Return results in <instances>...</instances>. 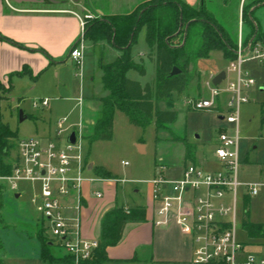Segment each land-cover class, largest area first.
Listing matches in <instances>:
<instances>
[{
    "label": "rangeland",
    "instance_id": "rangeland-1",
    "mask_svg": "<svg viewBox=\"0 0 264 264\" xmlns=\"http://www.w3.org/2000/svg\"><path fill=\"white\" fill-rule=\"evenodd\" d=\"M139 1L141 0H80L82 10L80 14L84 18L92 16L90 19H100L111 13L130 12ZM184 1L195 7L205 5L208 11L225 26L231 38L238 43L241 39L244 45L245 36L243 32L242 35L240 34L239 6H241V0H228L227 3L224 0ZM90 19L87 18V22ZM86 45L88 46L86 64L90 69V76L86 79H83V76H76L80 71L79 66L74 62H69L70 66L63 72L66 77H69L68 91L71 96L81 95V86L83 87L84 82V96L99 97L106 93L102 84L100 65L115 61L116 53L119 51L109 41L95 44L86 38ZM144 46L146 47V42L143 30L140 33L137 47L143 48ZM244 48L246 49L245 45ZM263 49V46L258 47L262 53H264ZM231 64L232 62L226 59L220 51H213L209 58L198 60L193 70L194 76L186 90L180 95L173 94L167 101L159 102L160 108H168L171 105L177 110L178 119L175 123L157 129L156 122L153 121L146 128H142L131 124L128 117L121 111H116L111 140L91 142L87 136L83 142L86 161L105 167L116 179L128 180L126 183L119 182L118 187L110 182L106 184V191L110 192L112 197L116 196L118 202H125L130 206L146 204L152 196L151 181L160 175L162 167H173V176L176 177L191 161L204 167L203 153L211 154V158L216 148L217 134L221 130L233 134L234 129L238 127L241 161L239 179L245 183L258 185L257 195L245 197L248 202V218L252 223L264 224V62L261 63L259 59H250L243 64L244 72L247 71L256 80V84L248 91L250 101L243 103L240 107L238 125L227 122L226 118L221 119L228 114L226 96L223 93L220 103L217 102L219 103L218 109L196 110L189 104L190 100L212 97V81L218 71L227 73V79L219 86L220 89L226 87L228 80H235V74L230 71ZM147 69L146 76H141L136 71H130L128 76L146 83L154 77V66L149 65ZM25 80L17 85L11 95L1 103L3 121L17 133V137L13 140L15 144L22 139L37 137V125H40V122L35 118L38 112L32 111V101L47 96L49 91L48 87L41 86L43 81L38 86H33V81ZM20 110H23L26 115L23 121H20ZM45 114L47 115L48 112L45 111ZM64 141L62 140V144ZM185 143L194 147L195 152L191 160L184 157ZM139 144L144 147L139 148ZM3 160H5L4 157ZM210 161L213 162V159ZM212 167L214 166H208V169ZM85 174L92 176L93 172L87 171ZM171 174L170 172L164 173L167 177ZM0 186L2 188L0 264H77L72 261L60 239L54 238V243L50 242V244L49 239L45 238L42 231L43 221L40 220L39 214L30 202L29 194L31 193L23 191L21 197H16L18 191H12L6 182L0 181ZM247 192L245 187L240 188V193ZM243 201L244 198L242 200L241 197L238 212L240 219L237 230L238 239L243 242L247 251L255 254L257 258H263L264 238L250 237L243 225V220L247 217L246 215L244 217ZM41 242L47 246L49 259L42 258ZM150 254V248H142L138 250L135 258L110 261L108 264H152L149 261Z\"/></svg>",
    "mask_w": 264,
    "mask_h": 264
},
{
    "label": "built area",
    "instance_id": "built-area-1",
    "mask_svg": "<svg viewBox=\"0 0 264 264\" xmlns=\"http://www.w3.org/2000/svg\"><path fill=\"white\" fill-rule=\"evenodd\" d=\"M87 18L80 17L83 35ZM247 55L240 39L237 58L230 68L237 72V80L229 81L225 89L213 85L211 98L190 100V106L196 110L214 109L225 91L230 94L226 102L228 114L225 118L227 122L238 125L240 106L250 99L246 91L256 83L254 78L242 70L244 62L251 57ZM84 56L82 43L72 47L70 58L79 67ZM252 57L264 58V53L256 48ZM49 102L48 98L35 100L33 107H47ZM67 124L68 118L61 117L56 121V132L51 138L37 136L20 140L15 149L6 155L8 160L4 161L11 165L9 174L1 173L4 156L0 152V181L6 182L12 191H18L25 182L40 184L39 192H35L31 198L33 207L45 223L49 236L53 240L60 239L65 250L74 256L78 264L80 260L92 256L98 247V240L84 238L79 218L69 217L65 212L68 208H75L79 212L84 182L101 179L84 176L87 161L82 128L74 130L76 140L71 142L69 139L73 130ZM62 140H65L64 144ZM239 141L238 127L233 134L225 130L217 134L213 156L221 164L219 170L206 171L190 163L179 179H169L160 174L151 181L153 201L158 204L154 224L162 226L174 221L191 231L195 264H264V257L257 258L247 251L237 236L238 190L245 186L251 195L258 193L257 184L242 183L239 180ZM114 181L126 183L128 180ZM97 196L101 197V193L97 192ZM71 198L73 203L70 202Z\"/></svg>",
    "mask_w": 264,
    "mask_h": 264
},
{
    "label": "crops",
    "instance_id": "crops-1",
    "mask_svg": "<svg viewBox=\"0 0 264 264\" xmlns=\"http://www.w3.org/2000/svg\"><path fill=\"white\" fill-rule=\"evenodd\" d=\"M144 1L146 0L139 1L133 7L132 10H134V8H136L140 3ZM241 1V6H239V18L241 27L240 34L242 35L243 32L245 36V45V40L249 36L250 28H247L243 23V4L245 2L253 4L251 10L253 11L255 22L260 26L262 32H264V0H262V2L258 4L256 3V1L258 0ZM80 7V0H0V80L6 85L12 84V90H14L17 85H19L21 82H25V79H30V81H33V86H38L39 83L43 81L41 86H46L49 88L48 95L38 99L41 100L48 98L50 102L47 107L34 108L33 101L35 100L32 101V111L38 112L36 113L38 115L34 117L37 119L38 122H40V125H37L38 137L51 138L52 136H54L56 132L57 119L61 117H67V125L71 130H73V132L74 130H79L80 127L82 128V134L84 136L83 142H85L87 136L92 133L94 126L100 118V99L109 94V91L104 88L106 90V93L99 97H94L90 95L85 97L84 82L83 87L81 86V95L71 96L69 94V77L67 76V78L63 71L64 69H67L70 66L69 62H73L70 58V50L78 41L79 43H82L84 47L85 56L82 65L79 67L80 73H77L76 76H83V79H86V77L90 76V69L86 64L88 46L86 45V38L82 33V27L80 22V17H82L80 12L82 10ZM130 12L111 13L107 15L128 14ZM143 30L146 36L145 28ZM103 41L107 40L93 42H95L96 44ZM138 42L139 37L137 43L134 44V46L132 47V58L136 62H140L141 59H144L147 73V67L149 65L154 66V77L152 78V80L146 83L154 82L156 77V70L155 64L151 62L148 58L150 48L147 43L146 47L144 46L143 48H138ZM109 43L113 45L111 42ZM259 46H263L264 48V43L262 41H259L253 47H251V43H249L247 46L245 45V50L247 51V54L252 57L255 54V49H258ZM113 47L116 48L114 45ZM116 49L120 52L116 53L118 58L122 54V51L118 48ZM66 55L67 58L64 59ZM251 57L247 60L259 59L261 63L264 62V58ZM234 60L230 61L233 62ZM104 64L108 63H103L100 65V67L102 68V65ZM24 70H26V73L21 74V72H23ZM129 72L127 73V76ZM220 72L222 71H218L216 75H218ZM231 72L235 74V80H232V82H234L237 80V72L233 70ZM243 73L247 76H250L247 71L244 72L243 70ZM215 76L213 77V79L215 78ZM226 79L227 73L225 79L219 85H214V83L213 85L220 86ZM132 80L140 81L143 85L146 84L140 79ZM229 81L230 80H228V82ZM250 88L246 91L249 98L250 93L248 91L250 90ZM11 93L12 91L8 94V97L11 95ZM222 93L226 96V103L230 94L225 91H223ZM221 95L217 100V102L219 101V103L221 101ZM219 103H217V107H215L214 109L219 108ZM45 111L48 112L47 115L45 114ZM24 116L26 118L25 113ZM224 118L225 117H221V119ZM138 146L139 148L144 147L142 144H139ZM203 154L205 156L204 167L192 161L190 163H194L202 167L206 171H216L221 169V164L213 156V153L211 158V154L208 155L205 152ZM184 157L185 159H187L186 152L184 154ZM4 158V161L8 160V156H4ZM211 159H213V162L210 161ZM190 163H187L186 165ZM211 163H213V165H211ZM186 165L183 167L180 175L177 177L173 176V167H168L165 169L161 168L162 171L160 174L167 177L166 175H164V173L170 172L171 174L172 172L171 176L167 178L179 179ZM208 166L214 167H212V169H208ZM97 168H104L105 170L109 171L103 166H97L94 163L87 162V168L84 171V176L86 178H99L101 180L95 182L86 180V183L82 188L80 211L77 212L75 208H68L67 212H65L66 215L69 217L79 218L81 234L84 238L98 240L101 232L102 218L108 210L116 206H124L126 208L143 206L145 207L147 212L146 222L129 223L126 226L123 238L120 243L116 246L108 248V255L110 261H122L132 259L137 256V252L139 249L150 248L151 254L149 257V261L152 264H195L193 262L194 243L193 234L191 231L186 230L184 227L176 224L174 221L169 223L168 225L156 226L154 224V221L156 219V209L158 204L153 201L152 196L144 205L139 204L136 206H130L127 205L125 202H118L116 196L112 197L113 195L110 192L106 191V184L110 182L115 185V187H118L119 182L117 183L116 181H114V179L116 178H104L98 176L96 173ZM87 171L93 172L92 176H87L85 174ZM109 172L111 173V171ZM240 188L238 190L237 210L239 212L242 197V200L244 198L243 210L245 217L246 212H249V209L245 204V197L251 194L247 187H245V189H247L248 191L247 193H240ZM39 190V183L31 184L25 182L20 185V189L16 193V197H21L23 191L31 193L29 194L31 202V198L33 197L34 193L39 192ZM97 192L101 193V197L97 196ZM75 196L76 195H74V197ZM226 201L228 202L229 199L227 198ZM70 202L73 203L72 198L70 199ZM31 205L33 206L32 202Z\"/></svg>",
    "mask_w": 264,
    "mask_h": 264
},
{
    "label": "trees",
    "instance_id": "trees-1",
    "mask_svg": "<svg viewBox=\"0 0 264 264\" xmlns=\"http://www.w3.org/2000/svg\"><path fill=\"white\" fill-rule=\"evenodd\" d=\"M225 3L228 0H224ZM262 0L256 1L261 3ZM253 4L244 3L242 7L243 23L250 28L245 40L247 46H255L259 41L264 43V32L255 22ZM145 28V40L150 48L148 58L155 64L156 77L154 82L143 85L140 81L127 76L130 70H136L141 76L147 73L144 59L136 62L132 58V47L137 43L140 32ZM85 38L95 42L107 40L122 54L112 63L102 65L104 88L109 94L100 99V118L91 134V142L111 140L113 138L114 116L116 111L124 113L131 124L146 128L153 121L157 129L175 123L178 112L172 106L160 108V101L169 100L172 95L182 94L193 78V70L200 59L209 58L213 51L222 52L226 59L237 57L238 42L234 41L225 26L208 11L205 5L195 7L184 0H146L128 14L107 15L100 19L87 22ZM79 41L75 44L77 45ZM179 72L173 74L174 69ZM26 73V70L21 74ZM12 84L6 85L0 80V152L9 154L15 149L13 140L17 137L8 124L3 121L1 103L12 91ZM186 158L192 159L195 150L187 145ZM194 150V151H193ZM193 151V153H192ZM11 165L2 159L1 173L9 174ZM100 177L115 178L104 168H97ZM0 186V196H1ZM246 206L248 202H245ZM244 226L250 237L264 238V224L252 223L246 212ZM147 220L145 207L126 208L116 206L108 210L101 222L98 247L88 259L78 264H108L110 261L108 248L116 246L123 238L129 223H143ZM42 231L49 243L53 239L42 222ZM51 244V243H50ZM41 255L49 259L46 244L41 242ZM68 253V252H67ZM69 254V253H68ZM73 262L75 258L69 254Z\"/></svg>",
    "mask_w": 264,
    "mask_h": 264
},
{
    "label": "water",
    "instance_id": "water-1",
    "mask_svg": "<svg viewBox=\"0 0 264 264\" xmlns=\"http://www.w3.org/2000/svg\"><path fill=\"white\" fill-rule=\"evenodd\" d=\"M179 72V69L175 68L173 71V74H176ZM226 77V73L224 71L220 72L218 75L215 76L213 79L214 85H219ZM25 119L24 111L20 110V121H23ZM71 142H75L76 140V134L73 132L69 139Z\"/></svg>",
    "mask_w": 264,
    "mask_h": 264
}]
</instances>
